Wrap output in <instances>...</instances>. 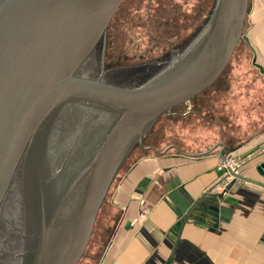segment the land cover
<instances>
[{
  "label": "water",
  "instance_id": "obj_1",
  "mask_svg": "<svg viewBox=\"0 0 264 264\" xmlns=\"http://www.w3.org/2000/svg\"><path fill=\"white\" fill-rule=\"evenodd\" d=\"M249 1L0 0V264H78L129 154H163L143 146L157 119L226 69ZM151 61L140 83L114 73ZM235 183L191 206L164 264L199 202Z\"/></svg>",
  "mask_w": 264,
  "mask_h": 264
},
{
  "label": "crops",
  "instance_id": "obj_2",
  "mask_svg": "<svg viewBox=\"0 0 264 264\" xmlns=\"http://www.w3.org/2000/svg\"><path fill=\"white\" fill-rule=\"evenodd\" d=\"M246 17V39L263 71L264 0H250ZM261 141L263 124L247 135L223 131L207 148L183 147V153L158 154L133 167L112 193L121 217L101 264H164L191 206L218 180L217 165ZM241 178L230 191L206 196L193 209L170 264H225L224 258L264 264V153L245 164Z\"/></svg>",
  "mask_w": 264,
  "mask_h": 264
},
{
  "label": "rangeland",
  "instance_id": "obj_3",
  "mask_svg": "<svg viewBox=\"0 0 264 264\" xmlns=\"http://www.w3.org/2000/svg\"><path fill=\"white\" fill-rule=\"evenodd\" d=\"M249 27L246 17L242 38L220 78L189 105L177 107L173 110L174 114L161 115L146 135L144 147H153L158 151L166 149L165 155L177 154L183 151V147H208L223 131H240L247 135L262 124L264 126V70L259 69L260 61L246 39ZM191 105L192 109H189ZM263 144L261 141L252 149L256 152L255 156L264 153L261 150ZM154 158L158 155L139 146L129 154L100 208L85 256L78 264L102 263L112 244L117 219L121 217L120 209L112 205V193L124 176L132 175V169ZM225 261L224 258L223 263L234 264V258Z\"/></svg>",
  "mask_w": 264,
  "mask_h": 264
},
{
  "label": "built area",
  "instance_id": "obj_4",
  "mask_svg": "<svg viewBox=\"0 0 264 264\" xmlns=\"http://www.w3.org/2000/svg\"><path fill=\"white\" fill-rule=\"evenodd\" d=\"M261 150L264 151V144L261 146ZM256 152L251 151L247 154L233 153L224 158L218 165L217 169L220 173L218 180L212 186L213 190H218L223 193L226 185L232 180L238 181L236 178L242 176L244 165L255 157ZM244 156V157H243ZM226 193V192H225ZM224 193V194H225Z\"/></svg>",
  "mask_w": 264,
  "mask_h": 264
},
{
  "label": "flooded vegetation",
  "instance_id": "obj_5",
  "mask_svg": "<svg viewBox=\"0 0 264 264\" xmlns=\"http://www.w3.org/2000/svg\"><path fill=\"white\" fill-rule=\"evenodd\" d=\"M126 0H124L125 2ZM123 2V3H124ZM123 6V4H122ZM121 6V7H122ZM120 7V8H121ZM120 10V9H119ZM110 27V26H109ZM194 32L191 33L189 36L185 37L184 39L181 40V38H179L178 41H176L174 43V45H172L171 47L168 48V50L165 52V56L158 59L159 60H171L172 59V54H174L175 51H177V49L179 47H181L182 45H184L186 43V41H188L192 36H193ZM155 63V61H151L149 64H138L135 66H127L121 69H114L115 70V74H123L124 76H131L130 77V81L132 82H136V83H140L141 81H144L147 77V75L152 72V67H150L149 65H153ZM189 109H192V105L189 106Z\"/></svg>",
  "mask_w": 264,
  "mask_h": 264
},
{
  "label": "bare ground",
  "instance_id": "obj_6",
  "mask_svg": "<svg viewBox=\"0 0 264 264\" xmlns=\"http://www.w3.org/2000/svg\"><path fill=\"white\" fill-rule=\"evenodd\" d=\"M238 180L240 179V178H238V176L236 177Z\"/></svg>",
  "mask_w": 264,
  "mask_h": 264
}]
</instances>
